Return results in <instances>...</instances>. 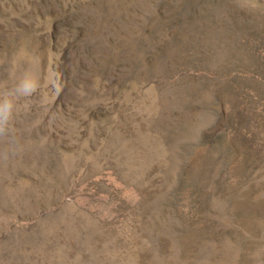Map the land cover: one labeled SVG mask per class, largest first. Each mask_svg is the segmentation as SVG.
<instances>
[{
  "label": "rangeland",
  "instance_id": "374dc122",
  "mask_svg": "<svg viewBox=\"0 0 264 264\" xmlns=\"http://www.w3.org/2000/svg\"><path fill=\"white\" fill-rule=\"evenodd\" d=\"M0 264H264V0H0Z\"/></svg>",
  "mask_w": 264,
  "mask_h": 264
},
{
  "label": "clouds",
  "instance_id": "9594fccd",
  "mask_svg": "<svg viewBox=\"0 0 264 264\" xmlns=\"http://www.w3.org/2000/svg\"><path fill=\"white\" fill-rule=\"evenodd\" d=\"M39 87V77L33 69H25L13 81L0 83V134L10 130L21 106Z\"/></svg>",
  "mask_w": 264,
  "mask_h": 264
}]
</instances>
